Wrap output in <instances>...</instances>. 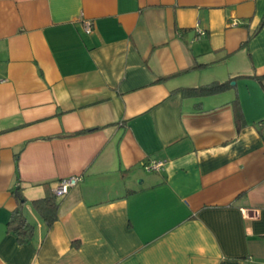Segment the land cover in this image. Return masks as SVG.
<instances>
[{
  "label": "crops",
  "instance_id": "obj_1",
  "mask_svg": "<svg viewBox=\"0 0 264 264\" xmlns=\"http://www.w3.org/2000/svg\"><path fill=\"white\" fill-rule=\"evenodd\" d=\"M261 120L264 0H0V264H264Z\"/></svg>",
  "mask_w": 264,
  "mask_h": 264
},
{
  "label": "trees",
  "instance_id": "obj_2",
  "mask_svg": "<svg viewBox=\"0 0 264 264\" xmlns=\"http://www.w3.org/2000/svg\"><path fill=\"white\" fill-rule=\"evenodd\" d=\"M228 87V82H222V83H211L199 87L194 88H183L181 91L186 94H209L218 92L221 90H224ZM233 111L235 114L236 121H242L241 111L239 104L235 101L233 103ZM260 122H264V120H261ZM82 131L74 133L80 134ZM47 138V137H46ZM14 194L19 197V199H23L24 197L20 194V192L15 190ZM24 200V199H23ZM32 204L34 208L42 215V217L45 219L47 224L53 223L58 218V208H59V201L57 200V196L51 194L46 195L41 198H37L32 200ZM16 224V227L14 230L17 231L19 235V239L21 241H26L29 239V237L32 234V227L27 222L25 217L23 216L22 212L20 210H16L12 216H11V223Z\"/></svg>",
  "mask_w": 264,
  "mask_h": 264
},
{
  "label": "built area",
  "instance_id": "obj_3",
  "mask_svg": "<svg viewBox=\"0 0 264 264\" xmlns=\"http://www.w3.org/2000/svg\"><path fill=\"white\" fill-rule=\"evenodd\" d=\"M84 25H85L86 33H90L92 29L91 23L89 21H84ZM162 167H163V162L159 160H151L147 164L146 163L144 164V168L148 171H151V170L158 171ZM80 179H81L80 175H71V176L60 178L55 188L52 191L53 195L60 197V196L67 194L71 188L75 187L78 184ZM242 211L245 214L246 210L243 209Z\"/></svg>",
  "mask_w": 264,
  "mask_h": 264
},
{
  "label": "water",
  "instance_id": "obj_4",
  "mask_svg": "<svg viewBox=\"0 0 264 264\" xmlns=\"http://www.w3.org/2000/svg\"><path fill=\"white\" fill-rule=\"evenodd\" d=\"M231 84H234V81H232Z\"/></svg>",
  "mask_w": 264,
  "mask_h": 264
}]
</instances>
